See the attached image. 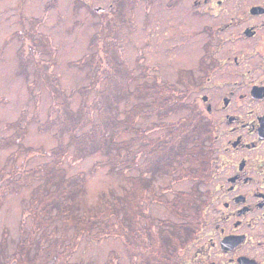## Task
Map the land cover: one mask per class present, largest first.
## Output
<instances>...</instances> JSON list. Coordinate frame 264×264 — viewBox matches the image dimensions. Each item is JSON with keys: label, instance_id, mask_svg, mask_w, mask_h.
<instances>
[{"label": "rangeland", "instance_id": "rangeland-1", "mask_svg": "<svg viewBox=\"0 0 264 264\" xmlns=\"http://www.w3.org/2000/svg\"><path fill=\"white\" fill-rule=\"evenodd\" d=\"M186 1L181 2L178 11H174L166 7V0H157L150 6L144 0H129L130 11L127 16H130V20L121 17L122 24L115 28L113 42L120 57L132 68L134 79L129 85L131 90L143 80L151 82L152 76H157L159 83H170L178 88L177 91H186V105L192 104L197 94L201 96L207 93V90L193 92L182 82L186 80L184 72L196 74L203 43L202 37L193 33L201 27V23L188 18L183 5ZM48 2L49 0H25L22 3L20 0H0V182L4 192L0 205V245H5L0 264H17L9 256L14 253L19 242L22 210L31 205L35 198L33 195L37 196L34 190L45 183V169L42 165L53 162L52 150L60 143L64 146L69 139L65 131L60 140L55 136L56 126L51 121L55 118L57 120L59 112L52 108L53 104H67L68 110L75 113L84 102L93 103L96 99L93 88L85 95L81 91L91 85L92 80H96V66L91 68L86 60L97 50V46L92 45V40L102 27L100 15L93 9L74 8L73 0H56L55 4ZM111 2L113 1L104 0L97 4L109 9L108 4ZM113 3V7L106 13L120 14L123 0H114ZM111 15L108 18L112 19ZM106 27L108 32L110 29L114 30L110 22H107ZM37 64L49 76L53 88L46 87ZM139 65L148 69L149 77L142 76ZM98 82L100 87L103 83L101 78ZM123 94L124 92L118 91L116 98L114 97L117 119L123 118L126 111L138 102L137 97L130 96L126 99L122 97ZM145 111L146 109L144 113L147 114ZM86 113L92 121H97L100 115L97 108H93V112L87 108ZM185 115H189L187 107H177L167 117L155 114L143 117L140 114L135 119L134 130L123 132L119 139H130L137 133L135 130L141 132L151 125L155 129L149 136L156 138L166 131V127L158 128L159 126L169 124L171 130L177 129L176 124ZM91 124L89 120L82 131ZM183 146L190 148L191 144L185 141ZM176 151H181V145L170 149V152ZM65 154L67 155L57 168L63 170L67 177L81 176L84 180L83 190L75 197L80 213L99 206L103 196L110 199L111 195H122L125 189L131 187V179L140 174V165L144 160V156H140L137 166L125 170L112 166L100 152L77 157L70 146ZM153 157L162 161L169 156L158 154ZM170 163L173 168L168 173L155 172L147 175L152 191L162 196L152 199L153 196L145 192L150 201L143 214L154 223L155 231L160 230L164 222L171 224L182 221V214L185 212L175 213L170 207L179 191L190 192L197 184L203 194L207 187L205 181L178 177L177 169L190 167L188 160L172 159ZM13 168L18 172L13 173ZM21 171H31L30 180L20 181ZM12 173V180H19V186L6 185ZM47 208L48 205L42 210ZM60 219L56 217L53 222L48 223L47 229L53 232L60 230ZM31 222V218H28L26 230ZM140 222L144 223V220L141 219ZM187 245L179 249L178 257H174L175 252L168 253L166 257L170 259V264L180 263V258L188 252ZM34 254L35 252L32 256ZM110 256L118 264H131V256L122 237L108 236L96 241L84 236L68 261L102 264ZM134 262L142 264L139 256L135 257ZM45 264H53V261Z\"/></svg>", "mask_w": 264, "mask_h": 264}, {"label": "trees", "instance_id": "trees-1", "mask_svg": "<svg viewBox=\"0 0 264 264\" xmlns=\"http://www.w3.org/2000/svg\"><path fill=\"white\" fill-rule=\"evenodd\" d=\"M120 9V14H100L102 27L92 40V45H96L97 50L86 60V64L91 68L96 66V80H92L91 85L82 88L81 93L85 95L93 88L96 92L95 101L84 102L75 113L68 110L67 104H58V106L54 103L52 106L56 112H59L57 120L55 121V118L51 121L56 126L55 136L60 140L65 131L69 139L64 146L60 143L52 150L53 162L42 165L45 169V183L34 190L37 196L33 195L35 198L32 199L31 205L22 210L19 242L14 253L9 256V259L17 264H45L48 261H53V264H80L69 263L68 258L84 236L96 241L108 236L122 237L126 250L131 256V264H135L134 260L137 256L141 258L142 264H170V259L166 257L168 253L178 252L180 248L188 244L199 226L204 198L197 184L190 192L179 191L170 204L173 212H185L182 214L181 222L171 224L167 223L168 221L164 222L163 227L155 231L154 223L143 214L150 201L145 192L150 193L153 196L152 199L162 197L152 191L151 181L147 175L155 172L168 173L173 168L170 163L172 159H186L190 162V167L177 169L178 177H190L198 182H204L206 177L203 158L204 132L201 121L192 110V105H186L184 102L186 91L179 92L178 88L170 83H159L157 76H152L151 82L143 80L133 90L130 89L129 85L134 79L132 68L127 66L120 57L118 48L113 42L115 28L122 24L121 17L130 20V16H127L130 11L129 5L124 4ZM110 15L112 19L108 18ZM107 22L114 26V30L110 29L108 32ZM37 67L42 73L40 76L46 87L53 88L43 67L40 64H37ZM139 67L142 76L149 77L148 69L140 65ZM100 78L103 83L99 87ZM118 91L124 92L122 97L126 99L130 96L138 99V102L130 107L121 119H117L115 115L117 109L115 98ZM177 107H187L189 113L179 120L176 124L177 129L171 130L172 127L169 124L161 125L158 128L166 127V131L156 138H151L149 133L155 129V126L151 125L150 128L142 129L141 132L135 130L138 134L136 133L130 139H119L123 132L134 130L133 126L138 115L146 117L155 114L167 117L176 111ZM87 108L92 109V112L93 108H97L100 114L97 121H92L86 113ZM145 109L147 114L144 113ZM89 120L92 124L82 131ZM185 141L191 144L190 148L183 146ZM178 145H181V151L170 152L173 146ZM70 146L73 147V153L77 157L100 152L112 166L122 167L125 170L137 166L139 157L144 156L143 163L140 165V174L131 179V187L125 189L122 195H111L110 199L103 196L99 206H95L89 212L80 213L75 197L84 188L83 178L81 176L67 177L63 170L57 168L62 158L67 155L65 153ZM158 154L169 157L157 161L153 156ZM12 172H18V170L13 168ZM32 172L21 171L20 181L30 180ZM13 173L9 175V182H5L8 187L20 185L17 183L19 180H12ZM1 186L3 185L0 182V205L4 193ZM37 203L39 205H36ZM46 205L49 208L42 210ZM56 217L61 218L62 224L60 230L53 232L47 228ZM28 218H31L32 222L26 230ZM141 219L144 223L140 222ZM4 246L0 245L2 257H4ZM33 252L35 254L32 256ZM102 264L118 263L114 257L110 256Z\"/></svg>", "mask_w": 264, "mask_h": 264}, {"label": "flooded vegetation", "instance_id": "flooded-vegetation-1", "mask_svg": "<svg viewBox=\"0 0 264 264\" xmlns=\"http://www.w3.org/2000/svg\"><path fill=\"white\" fill-rule=\"evenodd\" d=\"M73 1L74 8L99 15L114 5ZM156 1L144 0L147 6ZM183 1L165 5L178 11ZM183 5L201 23L193 32L203 39L196 74L184 73L193 92L207 90L191 104L204 132L207 187L199 226L179 264H264V0Z\"/></svg>", "mask_w": 264, "mask_h": 264}]
</instances>
